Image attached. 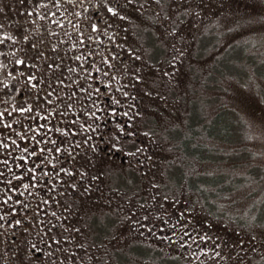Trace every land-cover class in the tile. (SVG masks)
<instances>
[{"label":"flooded vegetation","instance_id":"1","mask_svg":"<svg viewBox=\"0 0 264 264\" xmlns=\"http://www.w3.org/2000/svg\"><path fill=\"white\" fill-rule=\"evenodd\" d=\"M12 1L22 4L7 13L20 15L13 20L24 27L14 21L7 29L25 30L30 52L21 45L28 54L20 53L17 40L0 33V264H105L108 253L123 250L115 226L124 214L131 244L176 253L192 247L206 262L226 253L231 258L228 237L207 240L200 238L203 230L175 226L182 204L173 213L154 212L158 222L151 225L163 226L158 233L137 234L135 227L150 224L154 214L142 218L121 199L124 177L135 175L130 188L141 194L159 153L146 139L148 120L156 118L152 97L142 91L146 65L138 64L128 39L130 4ZM157 202L151 196L141 209Z\"/></svg>","mask_w":264,"mask_h":264},{"label":"rangeland","instance_id":"2","mask_svg":"<svg viewBox=\"0 0 264 264\" xmlns=\"http://www.w3.org/2000/svg\"><path fill=\"white\" fill-rule=\"evenodd\" d=\"M121 1L131 7L128 39L139 53L138 64L146 65L141 79L147 88L142 91L152 97L148 106L156 118L148 120L151 128L146 139L159 145L152 177L141 184V194L135 193L130 179L124 177L121 199L131 210H140L142 218L148 212L173 213L175 205L182 204L184 214L175 226L203 230L200 238L207 240L212 235L228 237L233 256L226 253L206 262L196 258L192 247L176 253L168 248L154 249L143 241L131 244L127 236L133 234L127 230L130 218L126 220L124 214V220L115 226L123 235L118 242L123 250L108 253L105 264H264V0ZM16 2L0 0V33L11 34L20 44V53L28 54V40L23 37L26 31L18 29L16 35L7 29L14 18L21 17L14 11L7 13V7ZM213 70L218 72L212 74ZM60 80L61 87L68 84ZM191 112L200 113L207 121L221 112L213 130L225 129L228 139L236 136L237 142L201 139L206 147L214 146L212 151L219 156L215 160L186 156L178 141L187 133ZM199 154L209 155L205 151ZM219 173L229 175L230 189L221 190L215 183L194 187ZM144 190L158 199L151 210L141 209L151 197ZM106 208L109 210V205ZM149 217L150 224L142 222L135 227L137 234L158 233L163 227L151 225L158 222L155 214ZM94 221L100 224L101 216ZM213 248L209 246V251ZM90 250L97 258L103 255Z\"/></svg>","mask_w":264,"mask_h":264},{"label":"trees","instance_id":"3","mask_svg":"<svg viewBox=\"0 0 264 264\" xmlns=\"http://www.w3.org/2000/svg\"><path fill=\"white\" fill-rule=\"evenodd\" d=\"M222 63L224 64L223 60H222ZM223 71H226L228 73L225 66H224ZM216 72L218 71L213 70L212 74H215ZM193 113L194 112H191V116H189L187 120V125H186V130H185V132L187 131V133H185L184 136L181 137V140L178 141L179 143L178 147L180 148L182 152L186 154V156L193 157L196 159L198 158L207 159L208 158L212 160H215V158L219 156L217 152L212 151V149L215 148L214 146L206 147V145H204V143L200 141L201 139H208V138L216 139V140L218 139L226 143L227 142H237L236 140L238 139V137L236 136L233 139L232 138L228 139L229 138L228 133L225 129H219L217 132L213 130L212 125H214L215 120L221 115V112H218L217 114H215V116L209 121L203 120L200 113H196L194 115ZM175 135H177L175 136L176 138H179L178 134L175 133ZM202 151L209 153V155H207L206 157L200 156L199 153ZM217 175L215 174L209 175V178L211 177L212 179L211 178L208 179V182L207 180H205L206 182L194 185V187L201 188V184L215 183L221 186V190L230 189V186L228 185L229 184L228 178H230L229 175L223 174V173H219ZM195 178H198V176H196ZM129 179L134 181L136 180V176L133 175V177Z\"/></svg>","mask_w":264,"mask_h":264},{"label":"snow or ice","instance_id":"4","mask_svg":"<svg viewBox=\"0 0 264 264\" xmlns=\"http://www.w3.org/2000/svg\"><path fill=\"white\" fill-rule=\"evenodd\" d=\"M109 11H111V12H116V9L115 8H109ZM95 27V26H94ZM117 147H118V145H117Z\"/></svg>","mask_w":264,"mask_h":264}]
</instances>
